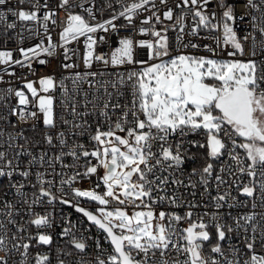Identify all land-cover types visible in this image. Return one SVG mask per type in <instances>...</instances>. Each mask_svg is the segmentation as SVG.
<instances>
[{"label": "snow or ice", "instance_id": "snow-or-ice-1", "mask_svg": "<svg viewBox=\"0 0 264 264\" xmlns=\"http://www.w3.org/2000/svg\"><path fill=\"white\" fill-rule=\"evenodd\" d=\"M213 3L58 0L52 8L49 0L43 4L40 0H17L16 6L0 11V44L15 40L20 57H14V51L6 47L0 50V84L6 83L4 75L22 84L18 89H0V107L8 97L17 100L16 105L7 107V115L0 114V121H7L16 131L15 135L7 133V149H19L11 156L7 150L0 151V178H6L19 197V206L17 202L0 201V264H53L50 252L54 217L43 206L56 202L74 208L105 234L112 251L105 256L96 241L95 264H264V213L255 212L257 200L264 205V55L255 58L257 49L264 53V0H246L244 7L249 11L240 19L251 16V30L243 29L242 36L234 28L236 4L215 0L218 13L209 11ZM8 4L9 0H0V7ZM26 4L30 7H23ZM42 9L46 10L43 14ZM252 11L258 15H252ZM61 12L63 19H59ZM105 12L107 19L103 18ZM9 15L21 23L19 31L16 22H9ZM54 27L61 28L56 42L49 34ZM129 29L128 35L120 36L121 31ZM169 31L177 33L178 48L203 47L211 55L171 56ZM202 31L218 35L201 37ZM25 33L42 34L47 45L41 40L35 46L22 47ZM111 35L118 37V46L98 53V44L107 43ZM185 35L211 39L214 45L191 40L185 43ZM81 39L85 46L83 64L89 70L96 65L97 70L75 73L71 90L53 76L28 80L26 75L17 77L15 71H9L18 65L34 74L33 63L46 64L48 61L41 57L54 56L58 47L64 49V59L70 60L76 50L67 46ZM248 41L252 59L213 58L218 49L227 51L229 47L232 50L227 51L228 57L244 56ZM139 49L147 50L146 60L137 59ZM105 76L107 79H103ZM84 82L95 91L91 99L84 92L81 102L76 97ZM58 87L63 90L60 106L72 116L71 120L59 117L68 125V132L45 134L44 142L57 152L34 156L24 145L14 143L17 139L28 142L19 126L33 123L42 115L45 128L56 130V97L50 93ZM80 108L83 111H78ZM89 116L93 121L88 120ZM10 117H16V122L12 123ZM197 134L203 139H186ZM4 135L0 129V137ZM84 136L88 144L75 139L69 142L70 137ZM197 147L207 149L204 163L192 169L185 184L177 173L183 171L188 159L196 157L189 156V148ZM22 156L30 157L23 168ZM66 157L71 158L70 163L65 162ZM217 161L221 162L218 170ZM14 176L23 180H13ZM32 176L35 183L29 180ZM193 176L198 177L196 183ZM93 177V187L76 186ZM213 179L217 189L211 201L213 212L197 213L194 210L201 207L200 203L176 194L175 189L181 186L194 189L197 184L207 193ZM222 186L227 187L221 192ZM233 186L240 195L252 199L253 211L228 222L225 217H231V213L221 209L234 206L228 203L236 199L231 192ZM27 187L35 189L31 196ZM101 187L103 192L98 191ZM82 202H94L98 207L91 211ZM164 204L176 208L187 205V210L183 215L157 211V206ZM38 206L41 211L36 210ZM68 224L59 233L60 238L76 252H86V238L77 237L75 226L70 220ZM234 235L243 248L229 245ZM55 251L56 264H65L61 257L72 255L67 248ZM77 264L87 262L81 258Z\"/></svg>", "mask_w": 264, "mask_h": 264}, {"label": "built area", "instance_id": "built-area-1", "mask_svg": "<svg viewBox=\"0 0 264 264\" xmlns=\"http://www.w3.org/2000/svg\"><path fill=\"white\" fill-rule=\"evenodd\" d=\"M41 4L44 3V0H40ZM228 3H235V14H236V22L234 24V28L237 31V34L242 36L244 35L243 29L248 28L251 30V16H245L244 19H240L241 15L244 14L246 11H249L245 9L244 4L246 3V0H226ZM58 3V0H49V6L52 8H55ZM215 3V0H214ZM214 3L209 5V11H217L219 13V9L214 7ZM17 4V0H9V4L6 7H0V11H7V7H14ZM25 8H29V5H23ZM161 11L164 10V6H160ZM43 11H46L45 9L41 10V14H43ZM76 11H80L77 9ZM178 11V10H177ZM252 15H258L255 11H252ZM64 14L61 12L59 19H63ZM104 19L109 18V15L107 12L104 13L103 15ZM9 22H16L17 23V29L16 31H19L20 28L22 27L21 23L19 21H16L15 17H12L9 15ZM123 21H118V23H122ZM169 23V22H165ZM188 24L191 25V19H188ZM50 27H53L50 25ZM160 25H157V28H159ZM61 31L60 27H54V29L49 33L52 36V39L54 42L59 41V33ZM185 31L187 32L188 29L186 28ZM131 32V29L128 31H121L120 36L128 35ZM98 35H102L98 34ZM176 32L169 31L168 32V37H169V45H170V55L171 56H176L178 54H194V55H200V56H210L211 54L208 53L206 50H204L203 47L199 49H193L191 47L187 49L183 48H178L177 47V41H176ZM207 35H218V33H207L202 31L200 33V36H207ZM26 39L22 47H32L35 46L36 44L40 43L41 40H44L45 45H47V40L45 37L41 35H32L30 33H25ZM137 38H145V37H137ZM117 40L118 37L116 35H111L110 39L107 41V43H101L98 44L96 51L98 53H106L109 52L110 49H114L117 45ZM189 40L195 43H199L201 45L204 44H213L214 42L211 39H201L199 37H190L188 35L184 36V42L187 43ZM5 47L9 50L14 51V57L20 58L19 53L15 51L17 45L15 43V40L7 42L6 45L0 44V50H4ZM70 49H75L76 50V55L72 56L70 60H65L63 56V48H57L56 54L52 57H46L42 56L41 58L46 59L48 62L44 65H40L38 63H33V69L35 70L34 74L30 72L27 68H20L18 65L13 66L12 68H9V71H15L16 76L20 77L22 74L27 76L28 80H36L39 77L42 76H53L56 81L59 83L60 81H63L64 85L71 90L73 88L72 85V77L74 76L75 73H84L86 71H96L97 66L93 65L92 69H86L85 65L83 64V56L85 54V46L83 39H81L80 42H75L73 44H70L67 46ZM232 49L229 47L227 51H231ZM227 51H220L219 49L217 50L218 55L213 57V58H218V59H242V60H247V59H252L253 57L251 56V51H252V45L251 42H245V55L244 56H237L235 58L228 57ZM258 55L255 57L257 60L261 58V55H264L259 49H257ZM137 59L140 60H146L147 59V50L146 49H139L138 50V55ZM76 64L77 66L75 68H64V64ZM122 70V69H121ZM107 71L109 72H114L116 71L115 69H108ZM97 79H101L98 77ZM103 79H107V77H103ZM4 80L6 83L0 84V89H6L8 87L12 88H21L22 84L21 81L17 78L10 77L8 75H4ZM95 91V89H90L87 82H84L80 85V95L76 97L78 101H83V93L88 92L89 93V99H91L92 93ZM63 90L61 88H57L54 93H50L51 95H54L56 97L55 101V111L58 119V127L56 130H49L46 129L44 124H43V117L41 115L40 119L33 123H26L22 126H19L22 128L24 135L28 137V142L26 143L23 139H17L15 140V144L17 145H24V147L28 148L34 156H38L41 152H47L49 156L55 154L57 152L56 148H52L51 146L47 145L44 142V136L47 133L55 135V131H65L66 134L68 132V125L63 124L62 121L59 120V117L63 115L65 119L71 120L72 116L69 114L68 110H65L63 107L60 106L61 102V96H62ZM29 98L31 99V96L29 94ZM17 100L15 97H8L5 101H3V106L0 107V114L7 115V107L14 106L16 105ZM78 111H83L82 108L78 109ZM12 123L16 122V117H10ZM93 117L89 116L88 120L91 122L93 121ZM95 125H93V128ZM0 129L3 130L5 135L3 137H0V151H9V155H13L15 151H18L19 149L13 148L11 150L7 149V145L4 144V140L7 139V133L12 132L13 135L16 134V131L7 123V121H0ZM78 140V142L88 144V137H70L69 142L71 143V140ZM173 139H176L175 137ZM187 140H197L200 141L203 139V137L199 134L194 135V136H189L186 138ZM55 142V141H54ZM185 147H189L187 144ZM207 152L206 148H189V156L191 157L193 154H196V157L194 159H188L186 163L183 165V171L180 173H177L178 178L184 180L185 184L188 183V176L191 173L193 168H200L202 164L204 163V154L202 155L201 153L203 151ZM241 155L243 156L242 150ZM205 152V153H206ZM30 159L29 156H22L20 157L21 161V168L24 167L25 164H27L28 160ZM223 159H227L226 157ZM66 163L71 162L70 157L65 158ZM202 163V164H200ZM221 166V162L217 161L215 162V167L216 170L219 169ZM37 169H33V171H36ZM43 170V169H39ZM57 170L59 171V165H57ZM68 171V170H66ZM102 171V170H101ZM102 174V172H101ZM216 172L214 171L213 177H215ZM50 179L52 177H49ZM56 179H59L58 177ZM241 179L247 181L246 176H242ZM13 180H23L22 177L19 176H14ZM29 180L32 183H35V177H29ZM198 180L197 176L192 177L193 183H196ZM94 181L95 177H93L91 180L85 179L81 181L77 187H82V188H91L94 186ZM227 186H222L221 192L224 190V188ZM169 189L172 190L173 186L169 185ZM53 192H57L56 188L52 189ZM103 187L99 188L98 191L103 192ZM26 191L28 192L29 196H31L32 192L35 191V189L31 187H27ZM176 194L178 196L183 197L184 199L188 201H194L200 203L201 207L195 209L197 213L202 214L204 211L208 212H213L215 209L212 207L211 201L212 198L217 195V189L215 185L214 179L210 182L209 184V191L207 193L204 192L203 186L197 184L196 188H185L181 186L178 189H175ZM195 193L193 196L192 193ZM232 196L236 197L235 200H229L228 203L234 205L233 207H225L224 209H221L222 212H230L231 217H225V219L228 220V222H231L232 217H236L238 215L250 213L253 211L252 208V199L240 195V193L236 190L235 186L231 188ZM257 192H259V189H257ZM59 194V193H57ZM70 198V197H69ZM7 200L8 202H17L19 206V197L16 196L15 190L12 189L9 185V181L6 178H0V201ZM257 207L255 208V212L257 214L264 213V205H261L260 202L257 200L256 201ZM203 205H208L207 208H204ZM82 206L87 207L91 211H95L98 205L96 203H90V204H83ZM44 209H47V211L51 212L53 217H54V226L51 229V232L53 234V239H54V244L51 246L52 251L50 252V256L52 257L53 264H56V256L57 253L55 251L56 248H67V250L72 252L71 256H62L61 258L65 260V264H77V262L83 258L87 264H95V259L98 254V250L96 248V241H99L100 244L102 245L104 249V255L107 256L108 253L112 251L111 246L109 242L104 239L105 234L102 232V230L98 229L95 225H92L86 217H84L81 213H78L75 211L74 208H70L67 205L61 204L59 202H56L54 204H45ZM37 211H41V208L38 206L36 208ZM160 210H165V211H175L180 215H183L184 212L187 210V205L183 208H176L174 206H169L167 204L164 205H158L157 206V211ZM25 221L27 220V216L24 217ZM71 221L72 225H74L73 231L75 232L77 237H80L83 235V237L86 238V243L88 245V248L86 252L84 253H78L75 250L71 249L65 239H61L59 236V233L62 231L64 227L70 226L68 224V221ZM186 226V225H185ZM235 244L239 246L240 248H243V243L239 239L238 236L234 235L233 239L229 241V245ZM47 250V249H45ZM205 252L208 254V249L207 245L205 246ZM229 256L231 255L230 251L228 252ZM17 259H19V254H17Z\"/></svg>", "mask_w": 264, "mask_h": 264}, {"label": "trees", "instance_id": "trees-1", "mask_svg": "<svg viewBox=\"0 0 264 264\" xmlns=\"http://www.w3.org/2000/svg\"><path fill=\"white\" fill-rule=\"evenodd\" d=\"M205 152H206V151L204 150L201 154H202V155H203V154L205 155V154H206ZM200 164H202V163H200Z\"/></svg>", "mask_w": 264, "mask_h": 264}, {"label": "rangeland", "instance_id": "rangeland-1", "mask_svg": "<svg viewBox=\"0 0 264 264\" xmlns=\"http://www.w3.org/2000/svg\"><path fill=\"white\" fill-rule=\"evenodd\" d=\"M102 172V171H101Z\"/></svg>", "mask_w": 264, "mask_h": 264}]
</instances>
